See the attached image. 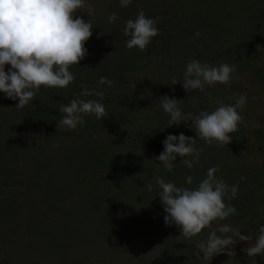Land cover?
I'll return each mask as SVG.
<instances>
[{"label":"trees","instance_id":"16d2710c","mask_svg":"<svg viewBox=\"0 0 264 264\" xmlns=\"http://www.w3.org/2000/svg\"><path fill=\"white\" fill-rule=\"evenodd\" d=\"M223 1L185 0L180 3V10H166L161 4L151 6L148 0H132L134 4L129 6L133 8L123 12L117 1V8L106 12H76L77 17L92 24L93 30L84 45L87 55L69 69L75 76L74 81L66 88L41 86L34 99L23 108L16 107L18 99L11 100L0 92V137L13 138L17 130L27 134L31 129L38 131L41 136L34 140L41 142L44 151H51L61 162L71 166L69 171L60 173L61 178L65 177L64 182L75 190L79 189V194H84L86 189L93 193L104 209L116 210L119 214L125 202L136 199L135 203L126 204L123 210L134 231L139 219L131 222L129 205H135V212L141 219L148 214L144 212L148 206L155 215L164 213V209L157 196L158 189L153 192L157 197H150L153 190L146 193V183L136 180L133 169L148 164L144 159L147 149L150 154L151 148H157L159 156L169 134L178 136L183 133L197 139L195 146L203 149L199 162L188 169L177 156L173 171L163 172L162 178L174 182L177 187L195 188L209 168L218 166L217 177L230 186L239 185L236 197L226 201L237 210L238 215L233 217L249 216L252 224L257 225L254 215L257 203L254 206L253 203L246 204L249 206L246 210L242 203L249 194H255L257 200L264 199V156L259 167L240 159L241 154L237 152L244 141L242 123L250 117L247 105L238 109L243 119L238 131L230 134L231 142L209 145L197 138L190 127L191 121L168 127L169 116L159 104L160 98L166 95L180 100L178 106L182 113L198 114L202 110L211 112L221 104L235 103V98L225 101L220 96L226 95L225 90L233 86L218 83L213 87L205 86L203 92H186L181 82L171 84L173 79L182 80L186 64L196 59L202 64L234 65L230 85L236 77L252 73L264 115V0ZM135 3L141 5L134 7ZM141 10L157 21L159 29V35L152 38L143 52L138 48L129 50L125 46L128 37L123 34L125 22L135 19ZM113 12L117 13L118 19L110 24L108 16ZM197 31L201 33L200 37L194 36ZM9 68L10 65H5L6 72ZM101 77L112 81L111 86L98 84ZM81 84L87 85L89 90L104 93L102 100L95 95L80 98L102 102L107 116L97 119L94 115H84L85 125H77L75 130L57 128L63 115L59 108L83 91ZM128 126H132L130 131ZM119 134L126 138L115 140L113 137ZM136 136L141 141L135 140ZM150 138L154 140L147 141ZM186 176L193 177L191 185L185 183ZM242 176L243 180L240 179ZM241 209L245 211L241 212Z\"/></svg>","mask_w":264,"mask_h":264},{"label":"rangeland","instance_id":"374dc122","mask_svg":"<svg viewBox=\"0 0 264 264\" xmlns=\"http://www.w3.org/2000/svg\"><path fill=\"white\" fill-rule=\"evenodd\" d=\"M117 1L85 0L84 6L76 12H106L116 9ZM148 1L154 7L161 4L166 10H180V3L185 0ZM135 5L139 7L141 3ZM118 8L123 12L133 7ZM232 84L227 85L232 88L225 87L226 95L220 96L228 101L246 94L245 105L250 112L249 119L242 123L244 141L237 152L241 154L240 159L260 167L264 156V115L258 103L254 75H240ZM131 128L128 126V131ZM122 135L113 138L123 140L126 137H120ZM40 136L31 129L29 134L17 130L13 138L0 137V264H251L252 258L242 251L248 247V242L244 241L234 245V256H228L227 252L232 249H226L209 260L202 259V253L199 254L201 259H197L193 254L195 245L206 238L208 229L187 239L175 224H165V212L155 215L149 206L144 211L148 214L142 219L137 216L135 205L128 206L131 222L139 219L135 230H131L123 210L136 199L125 202L122 213L118 214L116 210L99 206L95 195L87 189L79 194V189L67 185L65 177L60 176L63 171L72 169L71 166L61 162L51 151H44L41 142L34 140ZM157 150L151 148L148 154L147 149L144 159L148 164L133 169L136 180L152 184L149 196L153 199L157 197L153 193L157 190L155 178H162L163 172H167L156 160ZM135 191L139 192L137 188ZM254 196L249 194L242 204L246 210L249 207L246 204L257 203L254 212L257 225L244 215L222 221L240 230L241 235H252V242L259 235V227L264 225V199L257 200ZM254 259L256 264H264V256L257 255Z\"/></svg>","mask_w":264,"mask_h":264},{"label":"clouds","instance_id":"9594fccd","mask_svg":"<svg viewBox=\"0 0 264 264\" xmlns=\"http://www.w3.org/2000/svg\"><path fill=\"white\" fill-rule=\"evenodd\" d=\"M84 3L85 0H0V92L11 100L18 99L17 108H23L32 101L41 86L66 88L74 81L75 76L69 69L87 55L84 45L93 30L90 22L75 15ZM131 3L132 0H119L122 8ZM117 19L115 12L108 16L110 24ZM156 23L143 10L137 13L135 19H128L123 27V34L128 37L125 46L129 50L138 48L146 51L152 38L159 35ZM194 36L200 37L201 33L197 31ZM5 65H10L7 72ZM234 72V65H209L192 59L186 64L183 79H173L171 84L181 82L186 92H203L205 86L230 84ZM98 84L111 86L112 81L101 77ZM80 87L83 91L59 108L63 115L57 128L75 130L77 125H85L84 115H94L97 119L107 116L102 102L80 98L95 95L102 100L104 93L89 90L85 84ZM246 100V94H242L234 104H221L211 112L202 110L198 114L182 113L178 106L180 100L166 95L160 98L159 104L169 116L168 127L191 121L190 127L197 138L206 144L216 142L228 145L232 140L230 134L238 131L242 122L238 109L245 106ZM196 141L183 133L178 136L169 134L163 141L164 150L156 160L166 171L172 172L173 162L179 156L181 163L192 169L203 151L195 146ZM218 171V166L209 168L205 178L195 188L177 187L172 181L155 178L157 196L166 213L164 222L166 225L175 224L187 239L208 229L206 238L195 245L196 252L193 254L197 259H201L199 254L202 253V259L209 260L226 249H232L227 255L234 256V245L244 241L248 242V247L242 251L252 258L251 264H256L254 258L264 256V225L259 227V235L252 242V235H241L240 230L222 223L228 217L238 215L236 208L226 201L236 197L239 185H228L216 176ZM185 183L191 185L193 177L186 176ZM146 187L151 191L153 186L149 183Z\"/></svg>","mask_w":264,"mask_h":264}]
</instances>
